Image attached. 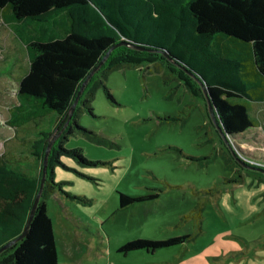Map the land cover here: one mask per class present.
Instances as JSON below:
<instances>
[{"label":"rangeland","instance_id":"obj_1","mask_svg":"<svg viewBox=\"0 0 264 264\" xmlns=\"http://www.w3.org/2000/svg\"><path fill=\"white\" fill-rule=\"evenodd\" d=\"M68 25L65 12L32 23L0 18V155L6 165L43 173L44 158L32 154L41 130L52 133L46 156L61 140L92 162L61 151L53 165L56 185L44 200L58 264H264V164L233 158L208 117L202 90L192 92L196 86L185 84L176 66L165 60L116 66L91 80L92 72L70 110L87 132L67 133L64 125L55 132L54 111L9 121L28 69L25 42L64 36ZM85 91L92 93L91 111L83 105ZM249 115L255 125L235 143L264 150V101H249ZM46 168L47 159L44 177ZM120 192L133 200L120 206ZM174 237L184 240L120 249L138 238Z\"/></svg>","mask_w":264,"mask_h":264},{"label":"trees","instance_id":"obj_2","mask_svg":"<svg viewBox=\"0 0 264 264\" xmlns=\"http://www.w3.org/2000/svg\"><path fill=\"white\" fill-rule=\"evenodd\" d=\"M59 12H65L69 20L64 36L25 42L29 64L18 83L19 104L10 111L11 122H26L34 113L54 111L55 132L63 125L67 133L87 132L73 118L71 105L83 80L105 52L127 40L129 44L121 43L111 50L108 59L93 71L91 80L104 77L116 66L165 60L168 66L177 67L178 77L185 84L196 86L192 92L196 88L201 91L198 78L203 81L215 124L233 150V158L242 164H264V158L235 143L255 125L249 115V101H264V0H0V13L7 22L32 23ZM85 92L89 96L84 97L83 105L91 111L88 103L92 93ZM208 117L212 121L209 113ZM51 135L41 130L34 140L32 154L38 159L44 158ZM61 151L82 163H92L80 148H65L61 140L58 147L51 146L27 233L0 250V264H58L44 196L56 185L53 165ZM258 154L264 156V152ZM41 174L27 175L9 167L0 155V247L22 233ZM132 200L119 193L120 206ZM183 240L138 238L120 249H156Z\"/></svg>","mask_w":264,"mask_h":264},{"label":"water","instance_id":"obj_3","mask_svg":"<svg viewBox=\"0 0 264 264\" xmlns=\"http://www.w3.org/2000/svg\"><path fill=\"white\" fill-rule=\"evenodd\" d=\"M121 43L129 44V42H128L127 40H123V41H120V42L116 43L115 45L111 46V47L105 52V54L101 57V59H100V61H99V64L103 62V59L107 56V54H108V53H109V52H110L115 46H117V45H119V44H121ZM134 46H135V47H139V48H141V46H139V45L136 44V43H134ZM164 53H165V52H164ZM99 64H98V65H99ZM97 67H98V66L94 67V68H93V69L87 74V76H86L85 79L83 80V82H82V84H81V86H80V88H79V90H78V92H77V95L80 93L81 89L83 88V86H84V84H85L87 78L92 74L93 71H95V70L97 69ZM198 81H199V84H200V86H201V88H202V90H203V93H204V96H205V99H206V102H207V108H208V111H209L210 117H211V119L213 120V122H215L216 124H218L217 121H216V116H215V113H214V109H213V107H212V105H211V102H210V100H209L208 94H207V92H206V90H205V88H204L203 81H201L200 78H198ZM77 95H76V96H77ZM75 98H76V97H75ZM74 100H75V99H74ZM73 102H74V101H73ZM72 105H73V103H72ZM72 105H71V108H72ZM219 127H220V126L218 125V129H219ZM223 135L225 136V134H223ZM49 145H50V141L47 143V147H46L45 154H44V159H43V160H44V161H43V173H42V177H41V180H40L39 189H38V191H37V193H36V195H35V197H34V200H33V203H32V205H31V209H30V211H29L28 218H27V220H26V223H25L24 229H23L22 233H21L19 236H17V237L14 238L12 241H10V242L4 244L2 247H0V250L3 249V248H5V247H7V246H8L10 243H12L13 241H16V240L22 238V237L25 236V234L27 233V230H28V227H29V225H30V222H31V220H32V218H33V215H34V212H35V208H36V205H37V203H38L39 195H40V193H41L42 186H43V182H44V179H45V177H44V166H45V162H46V154H47V150H48V148H49Z\"/></svg>","mask_w":264,"mask_h":264},{"label":"crops","instance_id":"obj_4","mask_svg":"<svg viewBox=\"0 0 264 264\" xmlns=\"http://www.w3.org/2000/svg\"><path fill=\"white\" fill-rule=\"evenodd\" d=\"M0 18L2 19L3 23L22 22V21H17V20H15V21H8V22H7V21H5V20L2 18L1 13H0ZM24 22H25V21H24ZM11 110H12V109H11ZM10 119H11V118H10V116H9V121H11ZM248 132H249V131L247 130L245 134H247ZM254 138H258V136L255 135ZM243 147H244V146H243ZM244 148L247 149V150H249L251 153L264 152L263 149H257V148H255V149L259 150L258 152H256L254 148H253V149H250V148H247V147H244Z\"/></svg>","mask_w":264,"mask_h":264}]
</instances>
